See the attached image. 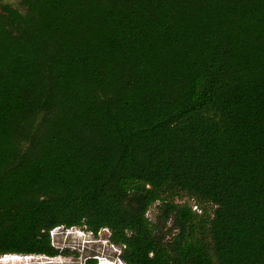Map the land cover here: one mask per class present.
Wrapping results in <instances>:
<instances>
[{
  "label": "trees",
  "instance_id": "16d2710c",
  "mask_svg": "<svg viewBox=\"0 0 264 264\" xmlns=\"http://www.w3.org/2000/svg\"><path fill=\"white\" fill-rule=\"evenodd\" d=\"M20 6L0 0V256L78 227L125 264H264V0Z\"/></svg>",
  "mask_w": 264,
  "mask_h": 264
},
{
  "label": "rangeland",
  "instance_id": "374dc122",
  "mask_svg": "<svg viewBox=\"0 0 264 264\" xmlns=\"http://www.w3.org/2000/svg\"><path fill=\"white\" fill-rule=\"evenodd\" d=\"M21 1L3 0L4 3L16 8H21ZM155 214L156 209L153 207L149 212V218L153 219ZM107 230L103 229L98 236H94L91 232L78 227L73 229L57 228L51 234L52 242L63 254L54 258L34 255L37 258L30 260L22 258L13 264H86L90 258L115 261L119 251L110 246L108 241L111 233L109 229ZM20 256L24 257L25 255Z\"/></svg>",
  "mask_w": 264,
  "mask_h": 264
},
{
  "label": "built area",
  "instance_id": "2783aa9c",
  "mask_svg": "<svg viewBox=\"0 0 264 264\" xmlns=\"http://www.w3.org/2000/svg\"><path fill=\"white\" fill-rule=\"evenodd\" d=\"M194 211H199V209L197 207H193ZM107 230V229H104ZM108 231V230H107ZM101 233V232H100ZM99 233V234H100ZM111 233V232H110ZM52 234V233H51ZM53 239V238H52ZM109 242V241H108ZM110 246H112L114 249H116L117 251H119V255L121 253V250L117 247H115L114 245H112L109 242ZM119 255L117 256V259L115 261H110V260H100L97 259V264H125L119 257ZM39 257V256H38ZM22 258H26L27 260L29 259H33V258H37L35 256H20V255H4V256H0V264H13L15 263V261L21 260ZM12 262V263H11Z\"/></svg>",
  "mask_w": 264,
  "mask_h": 264
}]
</instances>
